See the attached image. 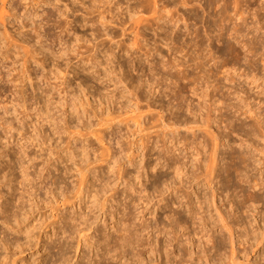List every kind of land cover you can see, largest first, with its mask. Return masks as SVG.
Returning a JSON list of instances; mask_svg holds the SVG:
<instances>
[{"label":"rangeland","instance_id":"374dc122","mask_svg":"<svg viewBox=\"0 0 264 264\" xmlns=\"http://www.w3.org/2000/svg\"><path fill=\"white\" fill-rule=\"evenodd\" d=\"M72 1L43 4V0H11L4 7L0 0V204L5 205L4 213L0 211V264H78L87 261L83 259L86 253L87 258L96 260L101 247L95 248L93 241L85 243L80 235L84 232L66 240L64 258L52 256L50 250L53 241H63L57 220L76 210L89 213L88 201L94 191L89 197L87 193L82 203L79 199L58 203L51 200L47 190L69 195L66 186L77 184V168L86 164L95 168L91 176L101 175L104 182L110 183L113 192H108L116 193V198L114 204L109 202L112 206L108 203L102 209L100 203L109 194L97 181L91 190H100L95 193L100 206L97 204L93 210V224H87L85 234H108L120 249L123 264V256L131 258L134 250L121 252L119 233L113 227L119 214L113 219V206L126 210L128 205L127 210L135 213L131 226L136 227L131 229L143 241L149 238L143 264H179L175 254H179L182 244L176 247V236L187 241L195 231L206 232L203 222L192 218L190 206L196 198L199 203L193 205L194 209L203 201L206 215L216 217L215 205L211 204L214 190L217 206L222 210L231 205L238 207L234 219L250 221L251 232L258 230L254 236L263 239L264 190L256 185L264 178L258 152L264 135L260 128L264 122V0H114L112 4L103 0L102 5L94 0ZM99 9L105 11L110 23L99 20ZM133 16L140 18L139 25ZM33 20L42 23L43 44L49 46L45 53L38 54L40 43L31 25ZM74 105L80 115L72 109ZM160 116L166 123L179 119L181 124L169 129ZM114 117L115 124L111 125L108 120ZM188 121L194 129L185 126ZM97 132L102 140L94 136ZM8 141L13 142L9 147ZM171 146L175 154L167 152ZM169 155H178L188 164L181 183L179 179L173 181L174 171L166 161ZM214 156L216 171L209 176L206 169ZM107 161L117 163L115 169L121 167L125 174L118 179V170L111 172ZM64 167L69 168L67 175ZM139 170L142 173L137 174ZM25 173H29L30 181L25 180ZM53 176L57 184L52 186ZM209 178H215L214 182ZM160 184L169 185L166 189ZM156 185L164 188L162 191L166 189L164 194L155 193ZM31 186L34 195L30 199L27 190H32ZM130 187L136 189L124 192ZM21 193L25 195L22 212L17 201ZM219 231L214 234L217 247L210 254L226 256L231 250L230 236L228 232L226 237L220 236ZM4 237L5 242L1 241ZM80 239L83 243L79 245ZM153 243L163 253L175 252L174 257L170 253L173 259L169 260L166 253L153 255ZM190 243V249L196 250ZM246 245L245 251L244 245H236L241 264H264V244L251 248Z\"/></svg>","mask_w":264,"mask_h":264},{"label":"bare ground","instance_id":"6f19581e","mask_svg":"<svg viewBox=\"0 0 264 264\" xmlns=\"http://www.w3.org/2000/svg\"><path fill=\"white\" fill-rule=\"evenodd\" d=\"M11 0H3V4H4V7H6V3L7 2H10ZM51 1H53V0H43V4H49V3H51ZM107 0H105V2H106ZM112 1H114V0H110L109 1V3L110 4H112ZM116 1V0H115ZM262 1V0H261ZM72 2H74V0L72 1ZM79 2V1H78ZM98 2V3H97ZM103 0H94V3H97V4H99V5H102L103 4ZM119 2V1H118ZM155 1H153L152 3H154ZM158 2V1H157ZM115 3H117V2H115ZM120 3V2H119ZM140 3V2H139ZM194 3H195V1H194ZM145 4V3H144ZM182 4V3H181ZM53 5V4H52ZM66 5V4H65ZM105 5V4H104ZM117 5H118V3H117ZM121 5V4H120ZM123 5V4H122ZM150 5H153V4H151L150 3ZM155 5V4H154ZM54 7V6H53ZM69 7V6H68ZM88 7H90V6H88ZM101 8H102V6H100ZM99 7V8H100ZM120 7V6H119ZM98 8V7H97ZM100 8V9H101ZM155 8V7H154ZM154 8H153V10H154ZM100 9L98 10L99 12H100V16H99V20H101V22H103V23H107V22H109L110 23V21H107V17L108 16H106V14L103 12V11H100ZM146 9V8H145ZM156 9V8H155ZM67 10V9H66ZM152 10V9H151ZM162 10V9H161ZM67 12V11H66ZM95 12V11H94ZM153 12H155V11H153ZM152 12V13H153ZM168 12V11H167ZM172 12V11H171ZM62 13V12H61ZM96 13V12H95ZM98 13V12H97ZM136 13V12H135ZM64 14V13H63ZM62 14V15H63ZM155 14V13H154ZM154 14L152 15L153 17H154ZM135 15V14H134ZM238 15V14H237ZM240 15V14H239ZM21 16V15H20ZM38 16V12L36 13V17ZM122 16V15H121ZM131 16V15H130ZM151 16V15H150ZM166 16V15H165ZM180 16V15H179ZM241 16V15H240ZM118 17V16H117ZM136 17V16H135ZM160 17V16H159ZM163 17V16H162ZM178 17V16H177ZM114 18V16H112V19ZM131 18H133L134 19V21H135V23L137 24V25H139V21H140V18H134V16L133 17H131ZM179 18V17H178ZM98 20V21H99ZM119 20V19H118ZM153 20V19H152ZM172 20V19H171ZM156 21V20H155ZM154 21V22H155ZM177 21V20H176ZM88 22V21H87ZM93 22V21H92ZM108 23V24H109ZM151 23V22H150ZM94 24V23H93ZM102 24V23H101ZM121 24V23H120ZM31 25H34V31H36V33H37V38H38V42L40 43V45H39V47H38V54H40V53H45L46 52V50H48V45H47V43H46V45L48 46V47H46L44 44H43V40H42V35H41V32H40V30H41V28H42V23H38L37 21H35V20H33L32 22H31ZM187 25V24H186ZM92 26V25H91ZM106 26V25H105ZM124 26V25H123ZM163 26V25H162ZM133 27V26H132ZM155 27V26H154ZM107 28V27H106ZM124 28V27H123ZM140 28V27H139ZM187 28V27H186ZM102 32V31H101ZM197 32V31H196ZM77 33V32H76ZM45 34H46V32H45ZM220 34V33H219ZM62 35V34H61ZM123 35V34H122ZM141 36V35H140ZM165 36V35H164ZM174 37V36H173ZM222 37V36H221ZM47 38V37H46ZM78 38V37H77ZM116 38V37H115ZM60 39H61V37H60ZM95 39V38H94ZM157 39V38H156ZM160 39H161V37H160ZM111 40V39H110ZM132 40V39H131ZM119 42V41H118ZM159 42V41H158ZM174 42V41H173ZM196 42V41H195ZM67 43V42H66ZM65 43V44H66ZM167 43V42H166ZM36 44H37V42H36ZM97 45H98V43H97ZM128 45V44H127ZM189 45V44H188ZM131 46V45H130ZM132 46H134V45H132ZM254 46V45H253ZM121 47V46H120ZM161 47V46H160ZM170 47V46H169ZM64 48V47H63ZM66 49H67V47L64 49V51H63V53H65L66 52ZM69 49V48H68ZM183 49V48H182ZM63 49H61V51H62ZM185 50V49H184ZM168 51V50H167ZM170 51V50H169ZM180 51V50H179ZM173 52V51H172ZM175 52V51H174ZM212 52V51H211ZM175 53H177V52H175ZM168 55V54H167ZM204 55V54H203ZM45 56H47V54H45ZM172 57V56H171ZM170 57V58H171ZM174 58V57H173ZM199 58V57H198ZM205 58V57H204ZM162 59V58H161ZM166 59V58H165ZM195 59V58H194ZM171 60V59H170ZM196 60V59H195ZM205 60V59H204ZM175 61V60H174ZM181 61V60H180ZM202 61V60H201ZM209 63V62H208ZM161 64V63H160ZM169 64V63H168ZM187 64V63H186ZM189 64V63H188ZM202 64V63H201ZM176 65V64H175ZM156 66V65H155ZM199 66V65H198ZM74 67V66H73ZM72 67V68H73ZM75 67H78L77 65L75 66ZM166 67V66H165ZM194 68V67H193ZM76 69V68H75ZM181 69V68H180ZM199 69V68H198ZM73 71H74V69H72ZM171 70V69H170ZM79 71H81V68H80V70ZM162 71V70H161ZM75 72V71H74ZM188 72V71H187ZM77 73L78 72H76V76H78L77 75ZM80 73V72H79ZM191 73V72H190ZM228 73V72H227ZM71 74V73H70ZM74 74V73H73ZM186 74V73H185ZM180 76H181V74H180ZM185 77V76H184ZM169 78V77H168ZM191 78V77H190ZM185 79V78H184ZM160 80V79H159ZM163 81H165V80H163ZM172 83V82H171ZM214 83V82H213ZM166 84V83H165ZM204 84V83H203ZM206 85V84H205ZM176 86V85H175ZM85 87V86H84ZM166 87V86H165ZM163 88V87H162ZM170 88V87H169ZM192 88V87H191ZM165 89V88H164ZM197 90V89H196ZM135 92V91H134ZM136 93V92H135ZM163 93V92H162ZM173 93V92H172ZM261 93V92H260ZM175 94V93H174ZM167 95V94H166ZM170 95V94H169ZM184 95V94H183ZM136 96V95H135ZM154 96V95H153ZM181 98V97H180ZM191 100V99H190ZM203 100V99H202ZM75 101V100H74ZM163 101V100H162ZM138 102V101H137ZM185 102V101H184ZM189 102V101H188ZM14 103V102H13ZM172 103V102H171ZM178 103V102H177ZM148 104V103H147ZM173 104V103H172ZM230 104V103H229ZM76 105V104H75ZM74 105V108H72V109H74V111L75 112H78L79 114L78 115H80V112H79V108L78 107H76ZM152 105V104H151ZM159 105V104H158ZM191 105V104H190ZM212 105V104H211ZM217 105V104H216ZM156 106V105H155ZM161 106V105H160ZM165 106V105H164ZM164 106H162V107H164ZM171 106V105H170ZM231 107V106H230ZM236 107V106H235ZM147 108V107H146ZM221 108V107H220ZM227 108V107H226ZM71 109V110H72ZM151 109V108H150ZM163 109V108H162ZM176 109V108H175ZM219 109V108H218ZM222 109V108H221ZM221 109H219V110H221ZM157 110V109H156ZM164 110V109H163ZM191 110H193V108H191ZM233 110V109H232ZM175 111V110H174ZM173 112V111H172ZM185 112V111H184ZM192 112V111H191ZM194 112V111H193ZM240 112V111H239ZM74 113V112H73ZM174 113V112H173ZM196 113V112H195ZM172 114V113H171ZM188 114V113H187ZM244 114V113H243ZM207 116V115H206ZM215 116V115H214ZM244 116V115H243ZM79 117H81V116H79ZM161 117V116H160ZM197 117V116H196ZM118 118V117H117ZM159 118V117H158ZM205 118V117H204ZM214 118H216V117H214ZM256 118V117H255ZM262 118V117H261ZM167 119V118H166ZM202 119V118H201ZM114 120H116L115 119V117L114 118H110L108 121L111 123V125L114 123ZM161 120H162V123L164 124V127H168L169 128V126H170V128H171V126H173L172 128H178L177 127V125L178 126H180L179 124H181V123H179V119H178V121H173V122H171V121H167V123H166V121H165V119H163V117H161ZM188 120V119H187ZM186 120V121H187ZM217 120V119H216ZM258 120V119H257ZM193 121H195V120H193ZM113 122V123H112ZM161 122V121H160ZM183 122V121H182ZM246 122V121H245ZM191 122H185V126H188V127H190V129H194L195 128V126H194V124L192 123V124H190ZM200 123V122H199ZM257 123V122H256ZM264 122H262V124H263ZM115 124V123H114ZM162 124V125H163ZM183 124V123H182ZM189 124V125H188ZM233 124V123H232ZM261 124V127L260 128H262L261 130H263L264 129V127H263V125ZM11 125V124H10ZM193 125V126H192ZM206 126V125H205ZM254 126V125H253ZM162 127V126H161ZM168 128H166L168 131H169V129ZM199 128V127H198ZM204 128V127H203ZM207 128V127H206ZM206 128H204V129H206ZM209 128V127H208ZM162 129H163V127H162ZM181 129V128H180ZM183 129V128H182ZM185 129V128H184ZM213 129V128H212ZM10 130V129H9ZM178 130V129H177ZM199 130H201V129H199ZM11 131V130H10ZM205 131V130H204ZM209 131H211V130H209ZM164 132V131H163ZM166 132V131H165ZM170 132L171 133H173L171 130H170ZM198 132V131H197ZM206 132V131H205ZM168 133V132H167ZM193 133H194V131H193ZM207 133V132H206ZM211 133V132H210ZM174 134H177V132L176 133H174ZM208 134V133H207ZM219 134V133H218ZM263 134H264V131H263ZM194 135V134H193ZM217 135V134H216ZM241 135H243V134H241ZM248 135V134H247ZM94 136H97V137H100L99 139H101L102 140V137L100 136V132H97L96 134H94ZM211 136V135H210ZM165 137H166V135H165ZM217 137V136H216ZM216 137H215V139H216ZM167 138V137H166ZM170 138V137H169ZM172 138H175L176 139V136L174 137V135H173V137ZM251 138V137H250ZM98 139V138H97ZM151 140V139H150ZM149 140V141H150ZM170 140V139H169ZM168 140V141H169ZM172 140H174V139H172ZM187 140V139H186ZM249 140V139H248ZM252 140V139H251ZM262 140H263V144H262V147H260L259 148V153L261 154V158L259 159L260 160V162L263 164V166H264V135H263V137H262ZM197 141V140H196ZM213 141V140H212ZM216 141V140H215ZM215 141H213V142H215ZM100 142H102V141H100ZM151 142V141H150ZM172 142V141H171ZM174 142V141H173ZM178 142V141H177ZM182 142V141H181ZM186 142V141H185ZM199 142V141H198ZM197 142V143H198ZM242 142H244V141H242ZM12 141H8L7 143H6V145L9 147V146H11L12 145ZM103 143V142H102ZM149 143V142H148ZM165 143V142H164ZM175 143V142H174ZM179 143V142H178ZM178 143H177V145H178ZM212 143V142H211ZM216 143V142H215ZM214 143V144H215ZM253 143V142H252ZM195 144V143H194ZM202 144V143H201ZM213 144V143H212ZM217 144V143H216ZM237 144V143H236ZM168 145V144H167ZM181 145V144H180ZM179 145V146H180ZM189 145V144H188ZM192 145V144H191ZM207 145V144H206ZM155 146V145H154ZM173 146V145H172ZM172 146L171 147H167V152L168 153H170L171 152V154H172V152H174L175 151V149L173 150V151H171V148H172ZM194 146V145H193ZM199 146V148L198 149H200V145H198ZM148 147V146H147ZM163 147V146H162ZM196 147V146H195ZM174 148H176V147H174ZM232 148V147H231ZM11 149H13V147H11ZM178 149V148H177ZM193 149V148H192ZM163 150V149H162ZM214 150H216L217 152H218V149L216 148V149H214ZM247 150V149H246ZM109 151V150H108ZM215 151V152H216ZM163 152V151H162ZM178 152V151H177ZM189 152V151H188ZM191 153V152H190ZM235 153V152H234ZM250 153V152H249ZM174 154H175V152H174ZM177 154V153H176ZM189 154V153H188ZM167 155V154H166ZM191 155V154H190ZM240 155V154H239ZM257 155V154H256ZM113 156H115V155H113ZM112 156V158H115V157H113ZM220 156V155H219ZM111 157V156H110ZM196 157V156H195ZM216 157L217 156H214L213 158V160L214 161H209V162H211V164L209 165V166H207V168L208 169H206V171H208L207 172V174H209V176L210 175H214V172L216 171V166L217 165H215V163H216ZM210 158V157H209ZM259 158V157H258ZM197 159V158H196ZM231 159V158H230ZM115 160H116V158H115ZM160 160V159H159ZM163 160V159H162ZM201 160V159H200ZM221 160V159H220ZM249 160V159H248ZM112 161H114V160H111L110 162H112ZM166 161L168 162L167 164H169L168 166H169V168L171 169L172 168V171H174V174H175V177H174V174H173V181H175L174 180V178L175 179H179V182L176 180L175 182H178V183H181L182 182V180L184 179V177L183 176H185V174H184V168H186L187 166L186 165H188V164H186L185 162L186 161H184L183 160V162L179 159V156L177 155H173V156H171V155H169V156H167L166 157ZM165 161V162H166ZM223 161V160H222ZM108 162V161H107ZM116 162V161H115ZM113 163V162H112ZM247 163V162H246ZM158 164V163H157ZM207 164V163H206ZM52 165H54V163L52 162V164L48 167V173L49 174H51V169L50 168H52ZM108 167H109V169H110V171L111 172H115V170L117 169H115V166H118L117 165V163L116 164H111V163H109L108 162ZM143 165V164H142ZM164 165V164H163ZM200 165V164H199ZM219 165V164H218ZM107 166V165H106ZM165 166V165H164ZM184 166H186V167H184ZM239 166V165H238ZM262 165H260V167H261ZM144 167V166H143ZM152 167V166H151ZM192 167V166H191ZM196 167V166H195ZM219 167V166H218ZM65 168V167H64ZM194 168V167H193ZM220 168V167H219ZM259 168V167H258ZM55 169V168H54ZM66 169V168H65ZM64 169V170H65ZM68 169L69 168H67L64 172L66 173V175L69 173L68 172ZM94 169L95 168H93V167H90V165L89 164H86V165H82V166H79L78 168H77V171L78 172H76L77 174H79V178L77 177V184L76 185H73L72 186V188L69 186V185H67L66 186V189H67V192H70L69 193V195H68V193H67V195L65 194V193H57V192H55V190L54 189H50V191L49 190H47V192H48V194L50 193V195L52 196L51 198V200H56V202H58L59 203V201L60 202H64V203H67V202H69L70 203V200L72 199H79L81 202L80 203H82L84 200H85V197H86V194L88 193V197H89V192L90 193H92L93 191H94V194H90L91 196V198H95V200H91V198L89 197V201H88V206H87V208L89 209V213H85L83 210H82V212H81V210L80 211H78V210H76V211H74V213H72L70 216L69 215H67V214H63V216H61L58 220H57V224H60L59 225V228H60V233H61V235H62V238H63V241L59 238V239H57V240H55V241H53V243L50 245V250H51V255L52 256H55L56 258L57 257H63L64 256V254H65V249H64V247H65V245H64V243L66 242V240L68 241V239L70 238H73L74 237V235L76 234V233H82V232H84L83 234H80L81 236H83V238H85V243L88 241V243L91 241H93L94 243V246H95V248H100L101 247V254L100 253H97L96 252V260H92L93 258L91 257H89V258H87V253L85 254V255H83L84 257H83V259H85V260H87L85 263H78V264H121L122 263V261H121V259H122V256H120V249L118 250L117 248L118 247H116V244H113V242H111L110 241V239H109V235L107 234H95V235H90V233H89V235L88 234H85V231H86V229H87V224L89 223V224H91L92 222H91V219H93V218H91V216H92V214L95 212H93V210L99 205L100 206V204H101V206H102V209L103 208H105L106 206H108L107 204L109 203V202H113V201H115V198H116V193H109V192H113V190H112V188L110 189L109 188V186H110V183L109 182H107V181H105L104 182V180H103V178H102V176L101 175H95L94 174V176H91V174H92V172L94 171ZM122 169L123 168H119L118 167V171H117V174H119V178L118 179H120L121 178V176H123L124 174H125V172L124 173H122L123 171H122ZM124 169H125V167H124ZM139 169V168H138ZM155 170V169H154ZM262 170L264 171V167H262ZM63 171V170H62ZM125 171V170H124ZM239 171V170H238ZM261 171V170H260ZM55 172V171H54ZM59 172H61V171H59ZM104 172V171H103ZM127 172V171H126ZM139 172L140 173H142L140 170L139 171H137V174H139ZM56 173V172H55ZM94 173V172H93ZM102 173V172H101ZM116 173V172H115ZM128 173V172H127ZM147 173V172H146ZM261 173V172H260ZM263 173V172H262ZM62 174V173H61ZM76 174V175H77ZM103 174V173H102ZM123 174V175H122ZM206 174V177L208 176ZM240 174V173H239ZM238 174V175H239ZM25 175H26V178L27 179H25L26 181H30V175H29V173H25ZM65 175V174H64ZM129 175V174H128ZM128 175H126V176H124V177H127ZM187 175V174H186ZM221 175H223V174H221ZM260 175V174H259ZM261 175H263V174H261ZM260 175V176H261ZM59 176V175H58ZM61 176V175H60ZM97 176V179L95 180V177ZM118 176V175H117ZM167 176V175H166ZM171 176V175H170ZM192 176V175H191ZM196 176V175H195ZM259 176V177H260ZM92 177V178H91ZM130 177V176H129ZM128 177V178H129ZM140 177V175H137L136 176V178H139ZM144 177V176H143ZM163 177H165V175L163 176ZM162 177V178H163ZM197 177H198V175H197ZM116 178V177H115ZM166 178V177H165ZM167 178H168V176H167ZM205 178V177H204ZM208 178V177H207ZM117 179V180H118ZM133 179V178H132ZM164 179V178H163ZM170 179H172V177L170 178ZM189 179V178H188ZM206 179V178H205ZM210 179V178H209ZM215 179V178H214ZM214 179L212 180V179H210V180H212L213 182H214ZM95 180V181H94ZM116 180V181H117ZM165 181H167L166 179H164ZM164 180H161L160 179V182L161 181H164ZM186 180V179H185ZM60 181V180H59ZM97 181H100L102 184L100 185V186H102V190L103 191H106V192H108V194L109 195H107V193L105 194V199H104V197H103V202H101L100 204H98V202H99V200H97V194H95L96 192L98 193L100 190L98 189V190H91V188L93 187V188H96V183H97ZM118 181H120V180H118ZM127 181H128V179H127ZM126 181V182H127ZM172 181V182H173ZM181 181V182H180ZM57 181H56V179H55V177L53 176L52 177V179H51V184H52V186L53 185H55V184H57L56 183ZM159 182V181H158ZM208 182V181H207ZM210 182V181H209ZM152 183V182H151ZM157 183V182H156ZM163 183V182H162ZM168 183H170V182H168ZM224 183V182H223ZM115 184H117V182L115 183ZM115 184H111V185H115ZM121 184V183H120ZM129 184V183H128ZM153 184H155V183H153ZM158 184V183H157ZM164 184H166V182H164ZM188 184V183H187ZM193 184V183H192ZM210 184V183H209ZM217 184V183H216ZM135 185V184H134ZM161 185V184H160ZM169 185V184H168ZM168 185H166L167 187H168ZM183 185V184H182ZM198 185V184H197ZM258 185H260V187H261V189H263L264 190V178L261 180V182L260 183H257V185L256 186H258ZM116 186V185H115ZM133 186V185H132ZM162 186V185H161ZM164 186V185H163ZM162 186V187H163ZM166 186H164V187H166ZM180 186H181V184H180ZM192 186V185H191ZM194 186V185H193ZM212 186H213V183H212V185H211V188H212ZM32 187V186H31ZM111 187V186H110ZM128 187V186H127ZM135 187V186H134ZM148 187V186H147ZM153 187V186H152ZM158 187H160V186H158V185H156L155 186V193H157V192H161V193H163L166 189H167V187H166V189L164 190V191H162V189H164V188H162V187H160L159 189L160 190H158ZM174 187H176V186H174ZM210 188V189H211ZM90 189V191H88ZM113 189H114V187H113ZM116 189V188H115ZM125 189L128 191H134L136 188H132V187H130L129 189H127V188H124V192H125ZM152 189H154V188H152ZM193 189H195V188H193ZM213 189H215V187L213 188ZM138 190H141L140 188H138ZM33 191H34V189H33V187H32V190L30 189V190H27V192H29V197H30V199L31 198H33L32 196L34 195V193H33ZM153 191V190H152ZM171 191H173V190H171ZM194 191V190H193ZM65 192V191H64ZM115 192H116V190H115ZM118 192V191H117ZM137 192V191H136ZM186 192H188V191H186ZM198 192V191H197ZM227 192V191H226ZM149 193V192H148ZM151 193V192H150ZM216 193H217V191H215L214 190V192H213V199L211 200V204L215 207V210H216V217L215 216H213V215H211L210 217H208L207 215H206V211H203V204H202V202L203 201H200V206H198V208L197 209H194V207H193V205L195 204V203H199L198 202V199H196L195 198V200H197L196 202H195V200H194V202L195 203H190L191 204V206H190V211L192 212V218H196L197 217V219L198 220H200L201 222H203V228H204V226H205V230H206V232L204 233H202L201 234V232L199 231H195L194 232V234H193V237H192V235L191 234H189V238L188 239H186L187 241H182V237L181 236H176L178 239H179V241H178V246H176L177 248L182 244V246L181 247H179L180 249H179V254H175V252H173L177 257H179V259H180V261H178L179 262V264H198V263H200V264H241L242 263V261H240L239 260V258H238V253H239V250H237L238 248H236V245H238L239 244V246H241V245H244V246H242V247H244V249H242V250H244L245 251V245H246V247H259L262 243L264 244V238L263 239H259L257 236H254V233H257V231L256 230H253V232H251V230H250V226H249V224H250V221H249V223H248V221H245V219L243 220V219H241L240 220V218H237V219H234V217L237 215L236 214V212H237V208H234V205H231V207L227 210V209H224V210H222V209H220V207L219 206H217V203H216ZM229 193V192H228ZM58 194V195H57ZM129 194V193H128ZM142 194V193H141ZM153 194H154V192H153ZM164 194V193H163ZM172 194V193H171ZM187 194H189V193H187ZM203 194H205V193H203ZM219 194V193H218ZM224 194V193H223ZM32 195V196H31ZM129 195H132V194H129ZM150 195H152V194H150ZM160 195V194H159ZM222 195V194H221ZM128 196V195H127ZM149 196V195H148ZM190 196H191V193H190ZM194 196V195H193ZM219 196V195H218ZM24 197H25V195H24V193H21V195L18 197V200L17 201H19V204H18V209L20 210V212H22V211H24V209H25V202H24ZM144 197V196H143ZM147 197V196H146ZM159 197H161V196H159ZM180 197V196H179ZM196 197V196H195ZM208 197H210V196H208ZM207 197V198H208ZM222 197V196H221ZM178 198V197H177ZM60 199V200H59ZM194 199V198H193ZM192 199V200H193ZM203 199V198H202ZM243 199V198H242ZM252 199V198H251ZM71 200V201H72ZM91 200V201H90ZM122 200V199H121ZM131 200V199H130ZM149 200V199H148ZM147 200V201H148ZM153 200V199H152ZM188 200V199H187ZM201 200V199H200ZM225 200V199H224ZM228 200V199H227ZM250 200V199H249ZM141 201V200H140ZM142 201H143V199H142ZM149 201H151V200H149ZM159 201V200H158ZM209 201V200H208ZM130 202H132V201H130ZM135 202V201H134ZM146 202V201H145ZM163 202V201H162ZM169 202V201H168ZM185 202V201H184ZM188 202V201H187ZM230 202H231V200H230ZM87 203V202H86ZM136 203V202H135ZM149 203V202H148ZM147 203V204H148ZM151 203V202H150ZM149 203V204H150ZM204 203V202H203ZM216 203V204H215ZM256 203V202H255ZM77 204V202H75L73 205L75 206ZM90 204V205H89ZM98 204V205H97ZM113 204H114V202H113ZM124 204V203H123ZM126 204V203H125ZM173 204H175V203H173ZM209 204V203H208ZM8 205V204H7ZM67 205V204H66ZM65 205V206H66ZM109 205H110V203H109ZM116 205V204H115ZM127 205V204H126ZM132 205H134V204H132ZM136 205V204H135ZM151 205V204H150ZM177 205V204H176ZM187 205V204H186ZM4 206L5 205H3V203H1L0 204V211H2V213H4ZM110 206H112V205H110ZM110 206L108 207V208H110ZM137 206V205H136ZM152 206V205H151ZM154 206V205H153ZM162 206V205H161ZM207 206V205H206ZM115 207H117V206H115ZM120 205H119V208H115V209H113L114 208V206L113 207H111L112 208V210L114 211V216H113V219H117V216L116 215H118L119 214V218L117 219V220H115V224L113 225V227L115 228V229H117V233H119V235H118V239H117V242H118V244L120 245V248L122 249L121 250V252L122 251H127L128 253H129V251H130V253H131V251L132 250H134L133 251V256H131V258H128V257H126V256H123V257H125V264H143V262H144V260H145V258H143V257H145V256H143V251H144V248H145V245H146V243L145 242H148V240H149V238H148V240H145V241H143V239H141L140 237H139V233L137 232V231H135L133 228L131 229V227L134 225H132L131 226V224L133 223H131V219L134 217V215L133 214H135L134 213V211L133 210H131V211H133V213H131L130 211H128L127 210V208H128V205H127V207H126V210L128 211L127 213H123L122 215L123 216H121L120 217V214L122 213V211H126V210H123V208H121L120 209ZM131 207V206H130ZM133 207V206H132ZM160 207V206H159ZM176 207V206H175ZM188 207V206H187ZM186 207V208H187ZM223 207V206H222ZM107 208V209H108ZM137 208V207H136ZM151 208V207H150ZM78 209V208H77ZM134 209H135V207H134ZM168 209V208H167ZM209 209V208H208ZM8 210V209H7ZM18 210V211H19ZM160 210V209H159ZM178 210V209H177ZM119 211H120V213H119ZM168 211V210H167ZM166 211V212H167ZM263 211V210H262ZM20 212H19V214L18 215H20ZM90 213H91V215H90ZM190 213V212H189ZM241 213V212H240ZM112 214V213H111ZM153 214V213H152ZM167 214V213H166ZM3 215V214H2ZM18 215H15V216H13V217H16V220L18 219ZM132 215H133V217H132ZM263 215V214H262ZM5 216V215H4ZM94 216V215H93ZM166 216V215H165ZM238 216V215H237ZM261 216V215H260ZM3 217V216H2ZM6 217V216H5ZM11 217V216H10ZM136 217V216H135ZM241 217V216H240ZM169 218V217H168ZM171 218V217H170ZM263 218H264V216H263ZM135 219V218H134ZM134 219H133V221H134ZM264 220V219H263ZM4 221V220H3ZM18 221V220H17ZM189 220H187V219H185V222H188ZM16 222V221H15ZM129 222H130V224H129ZM252 222V221H251ZM135 223V222H134ZM196 223V221H194V224ZM197 223H199L198 221H197ZM196 223V224H197ZM93 224V223H92ZM253 224V223H252ZM106 225V224H105ZM136 225V224H135ZM133 226V227H136V226ZM143 225V224H142ZM108 226V225H107ZM118 226V227H117ZM145 226V225H144ZM261 226V225H260ZM262 226H264V225H262ZM19 227H20V225H19ZM148 227V226H147ZM151 226H149L148 228H150ZM164 227V226H163ZM198 227V226H197ZM210 227V228H209ZM12 228V227H11ZM10 228V229H11ZM202 228V227H201ZM251 228H253V227H251ZM89 229H91V228H89ZM101 229V228H100ZM144 229H146L145 227H144ZM174 229V228H173ZM176 229V228H175ZM183 229V228H182ZM186 229V228H185ZM204 229L202 230V231H204ZM263 229H264V227H263ZM136 230H137V228H136ZM172 230V229H171ZM177 230V229H176ZM220 230V231H219ZM5 231V230H4ZM101 231V230H100ZM104 231V230H103ZM108 231V230H107ZM178 231V230H177ZM217 231H219L220 232V236H221V234L223 235V237H226L225 236V232H228V234H229V236H230V242H231V250H230V252L228 253V255H226V256H220V254H218L217 252L214 254V255H212V254H210V252H212V250L215 248V247H217V246H215V239L214 238H216L215 237V233L217 232ZM262 232H263V230H261ZM57 232H58V228H57V230H56V232L54 233L55 234V236H56V234H57ZM115 232V233H116ZM145 232V231H144ZM171 232V231H170ZM251 232V233H250ZM4 233V232H3ZM169 234V233H168ZM263 234V233H262ZM61 235H60V237H61ZM184 235V234H183ZM182 235V236H183ZM6 236V235H5ZM259 237H261L262 238V236H259ZM264 237V236H263ZM82 238V237H81ZM145 238V237H144ZM173 238H175V237H173ZM186 238V237H185ZM254 238H256L255 240H254ZM147 239V238H146ZM172 239V238H171ZM4 240H7V238H2V240L1 241H4ZM112 240V239H111ZM190 240V241H189ZM253 240V241H252ZM70 241V240H69ZM68 241V242H69ZM150 241V240H149ZM172 241V240H171ZM252 241V242H251ZM5 242V241H4ZM82 242V239H80L79 240V245H80V243ZM192 243V246L193 247H197V249L195 250V248L193 249H190L191 247H190V245H188L189 243ZM14 243H16V241L14 242ZM18 243V242H17ZM83 243V242H82ZM114 243H116V242H114ZM152 243V242H151ZM190 243V244H191ZM149 244V245H148ZM147 245L148 246H150L151 244L150 243H148ZM173 244V243H172ZM177 244V243H176ZM248 244H249V246H248ZM69 245V244H68ZM118 245V246H119ZM153 245H154V243H153ZM216 245H218V244H216ZM228 246H229V244H228ZM238 246V247H239ZM79 247V246H78ZM127 247V248H126ZM152 247V246H151ZM155 247V245L153 246V248ZM250 247V248H251ZM261 247V246H260ZM162 248V247H161ZM174 248V247H173ZM240 248V247H239ZM97 249V250H98ZM148 249V248H147ZM165 249V248H164ZM226 249V248H225ZM249 249V248H248ZM248 249H246V251H248ZM254 249V248H253ZM153 250V249H152ZM175 250V249H174ZM178 250V249H177ZM119 251V252H118ZM154 253H153V255H155V252L156 253H160V254H165L166 252H164L163 253V250H162V252H161V249L159 248V249H157V248H154ZM167 251V250H166ZM224 251H227V250H224ZM103 252V253H102ZM262 252H264V251H262ZM158 253V254H159ZM170 253H172V251L170 252ZM169 253V251L166 253V256H167V258H169V260H170V258L172 257L171 255L173 254H170ZM220 253H222V252H220ZM241 253V252H240ZM239 253V254H240ZM173 254V257L175 256ZM260 254V253H259ZM95 255V254H94ZM101 255V256H100ZM166 256H165V258H166ZM219 256V257H218ZM159 257V256H158ZM161 257H163V255L161 256ZM173 257H172V259H173ZM176 257V258H177ZM52 258V257H51ZM64 258V257H63ZM98 258V259H97ZM147 258V257H146ZM151 258V257H150ZM149 258V259H150ZM55 259V258H54ZM59 259V258H58ZM58 259L56 260V261H58ZM172 259H171V261H172ZM178 259V260H179ZM61 260V259H60ZM123 260V259H122ZM168 260V259H167ZM168 260V261H169ZM175 260V259H174ZM173 260V261H174ZM66 261V260H65ZM167 261V263H169ZM172 261V262H173ZM61 262V261H60ZM59 262V263H60ZM63 262V261H62ZM82 262H83V260H82ZM55 263H57V262H55ZM175 263V262H174ZM123 264V263H122ZM171 264V263H170ZM263 264V263H262Z\"/></svg>","mask_w":264,"mask_h":264}]
</instances>
